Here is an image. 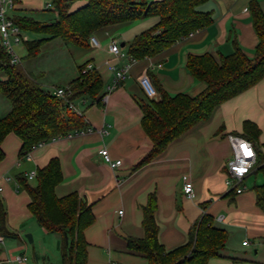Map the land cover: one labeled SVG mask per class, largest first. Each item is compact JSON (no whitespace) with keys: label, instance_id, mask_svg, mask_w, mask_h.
<instances>
[{"label":"crops","instance_id":"obj_1","mask_svg":"<svg viewBox=\"0 0 264 264\" xmlns=\"http://www.w3.org/2000/svg\"><path fill=\"white\" fill-rule=\"evenodd\" d=\"M253 1L264 11V0H206L198 10L212 14L211 24L140 60H131L129 44L157 24L155 16L96 30L91 36L98 39V46L91 39L87 48L67 43L66 51L75 67L71 81L83 64L101 75V94L113 83V66H129V77L110 93L106 103L77 101L85 120L82 130L93 128L92 131L55 138L31 150L29 158L21 153L20 136L11 132L5 137L2 143L5 158L0 162V264H31L30 257L32 264L61 263L60 235L48 232L37 222L28 207L31 197L19 183L20 176L46 166L52 158L59 159L63 172V181L55 188L56 195L63 197L77 192L81 199L93 204L95 221L84 231L89 244L87 264H148L144 254L128 248L127 239L145 236L143 207L151 193L158 199L159 241L167 251L186 244L193 225L208 214L214 226L226 230L229 236L220 255L207 264H264V210L256 203L255 191L257 185L263 184V173L251 172L244 181L246 190L241 193L231 191L226 184L227 162L233 156L228 136H243L246 120L259 126L258 143L264 152V78L217 106L208 120L173 140L150 163L135 168L153 148L142 125L141 104L149 100L141 84L142 77L147 76L157 90V98L153 100H159L162 92L172 96L179 93L195 96L202 92L206 84L187 69L188 56L211 53L217 58L219 54L232 55L238 46L253 57L259 42L250 10ZM70 2L71 12L87 4V0ZM10 15L30 17L44 24L58 18L54 0H16ZM23 32L26 41L31 40L33 32ZM40 35L48 38L46 34ZM114 40L124 57L110 52ZM25 43L16 49L27 57ZM42 53L41 50L37 56L38 63L45 64L49 61L47 52ZM57 63L61 67V61ZM42 80L40 84L49 92L57 87L45 77ZM10 108L9 100L0 94V118ZM103 146L113 159L122 160L121 166L113 169L105 162L99 152ZM183 174H189L193 180L192 198L183 192ZM27 181L37 183V179ZM20 254L27 260L15 261Z\"/></svg>","mask_w":264,"mask_h":264},{"label":"trees","instance_id":"obj_2","mask_svg":"<svg viewBox=\"0 0 264 264\" xmlns=\"http://www.w3.org/2000/svg\"><path fill=\"white\" fill-rule=\"evenodd\" d=\"M206 0H87V4L70 11V0H54L58 13L56 21L41 23L30 17L13 16L22 30L46 34L48 38L26 41L27 57H37L41 47L54 38L79 47H89L91 35L98 29L155 16V26L138 34L129 44L128 55L132 61L151 57L171 46L190 32L208 26L213 17L210 12L198 10ZM253 25L259 37L255 55L249 57L240 47L232 55L211 53L189 55L187 69L199 81L206 84L199 94L170 95L162 92L159 100L141 104L142 125L153 142L151 151L135 168L145 166L159 156L180 135L202 121L208 120L215 108L256 85L264 78V11L257 1L250 4ZM78 67V75L68 86L70 99H89L99 102L103 80L95 69ZM0 94L9 100L10 111L0 118V162L5 158L2 143L14 132L23 140L21 153L33 150L40 143L73 134L85 126L83 116L69 109L65 102L45 90L40 81L21 65L10 64V55L0 45ZM100 103V102H99ZM261 130L253 121L246 120L243 136L251 140L257 151L254 170L264 177V152L258 143ZM37 183L32 184L24 176L19 177L31 201L30 212L48 232L60 235V264H87L88 242L84 231L95 221L93 204L80 198L77 192L58 197L56 186L63 181L58 158L37 170ZM256 203L264 210V181L255 187ZM158 199L155 193L148 197L143 207V238L130 237V250L142 253L148 264H207L218 257L228 240V232L214 226L213 218L204 214L191 228L186 244L167 251L159 241V225L156 221ZM4 216V212H3Z\"/></svg>","mask_w":264,"mask_h":264},{"label":"built area","instance_id":"obj_3","mask_svg":"<svg viewBox=\"0 0 264 264\" xmlns=\"http://www.w3.org/2000/svg\"><path fill=\"white\" fill-rule=\"evenodd\" d=\"M16 6V0H0V45L6 50L10 55V64L12 65H21L22 58L19 56L16 46L24 44L27 37L25 36L22 28L16 24L13 20V17L10 15V11L13 10ZM193 31L188 35H192ZM93 45L98 46L99 41L95 36L90 37ZM109 50L111 53L118 57H124L125 54L122 52V49L117 41H112ZM113 83L108 85L105 91L101 94L99 102L106 103L108 101L110 93L121 86L125 80L129 77V66L118 68L113 66ZM141 84L145 90L146 96L148 99L153 100L157 98V90L147 76L142 77ZM50 93L56 96L57 98L62 99L66 106L75 112L78 115H83L79 104L70 99L72 95V90L70 86H57L50 90ZM93 128L89 129H80L76 130L75 134H84L87 131H92ZM229 141L232 146L233 156L227 162V169L229 176L227 178L226 184L231 191L236 193H241L246 190L244 185L245 178L254 171L257 164V151L251 140L247 137L230 134L228 136ZM40 143L38 146L43 145ZM37 147V146H36ZM250 152L251 155L246 154ZM30 152L25 153L26 157H30ZM100 154L104 158L105 162L113 169L122 165L121 159H113L108 148L103 146L100 149ZM27 180H35L37 178V170L27 172L25 174ZM183 192L184 194L192 198L194 196V183L189 174H183ZM0 190L2 188L0 187ZM120 213H123L121 210ZM220 217L219 219H221ZM244 244H248V241H244ZM17 262H24L27 260L25 255H17L14 258Z\"/></svg>","mask_w":264,"mask_h":264},{"label":"rangeland","instance_id":"obj_4","mask_svg":"<svg viewBox=\"0 0 264 264\" xmlns=\"http://www.w3.org/2000/svg\"><path fill=\"white\" fill-rule=\"evenodd\" d=\"M40 37V34H30L31 40L39 39ZM67 45V42L61 38H57L55 41L43 45L41 47L42 54L45 55V52H47L46 55L49 60L45 64L38 63L39 59L37 57H26L24 52L21 49L19 50V48L16 50L22 58V66L26 68L33 77L37 78L40 82H42V78L45 77L49 80L50 84L58 86L67 85L75 75V73H73V71L75 72V67L71 58L72 56L66 51L68 49ZM58 61H61L60 69L57 67ZM48 62L49 66L46 65ZM41 65L42 67H40ZM0 77L4 78L5 74L1 72ZM30 261L31 264L34 262L32 257H30Z\"/></svg>","mask_w":264,"mask_h":264},{"label":"snow or ice","instance_id":"obj_5","mask_svg":"<svg viewBox=\"0 0 264 264\" xmlns=\"http://www.w3.org/2000/svg\"><path fill=\"white\" fill-rule=\"evenodd\" d=\"M246 154L251 155V153L250 152H247V150H246Z\"/></svg>","mask_w":264,"mask_h":264}]
</instances>
